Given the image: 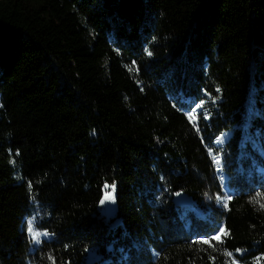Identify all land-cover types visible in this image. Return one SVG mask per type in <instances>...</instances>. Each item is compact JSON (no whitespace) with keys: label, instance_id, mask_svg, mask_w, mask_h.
I'll list each match as a JSON object with an SVG mask.
<instances>
[{"label":"trees","instance_id":"obj_1","mask_svg":"<svg viewBox=\"0 0 264 264\" xmlns=\"http://www.w3.org/2000/svg\"><path fill=\"white\" fill-rule=\"evenodd\" d=\"M253 162L264 0H0V264H264Z\"/></svg>","mask_w":264,"mask_h":264},{"label":"rangeland","instance_id":"obj_2","mask_svg":"<svg viewBox=\"0 0 264 264\" xmlns=\"http://www.w3.org/2000/svg\"><path fill=\"white\" fill-rule=\"evenodd\" d=\"M197 105H201V107H197ZM203 109H204V107L202 104L193 103L190 108L185 110V112L189 118L190 117L192 118L195 113H198ZM227 139H228V136L226 134L223 136L220 135L214 140V144L217 147H221L226 142ZM217 157L219 158L218 164L216 163ZM212 159H213V162L215 164V173H216V175L218 177V181L222 185V188L224 191V195H223V197H220V201L222 203H224L230 194V189L226 184V176H225V173H224L223 168H222L223 167L222 159H221V156L219 154H216V153H212ZM252 166L256 170V172H258L259 174L264 173V166H262L260 164H256L255 162H253ZM108 195L114 196V199L113 200H107L106 196H108ZM102 201H104V203H101ZM101 202H100V213L105 217V219H109L115 211V193L113 192V185H106V187L104 188V194H103V198L101 199ZM32 223H33V221L30 220L29 224H30V227L32 228V231L30 232L31 240H32L31 241L32 253L37 255V257L42 258L40 256V254H37V251H38L37 248L40 246L41 242L44 239H48V238H50V236L47 233H44V232L38 230ZM33 233H39L38 238H34ZM44 260L41 262L33 263V264H44V262H46ZM227 264H242V263L237 259L235 254H231V255H228Z\"/></svg>","mask_w":264,"mask_h":264},{"label":"water","instance_id":"obj_3","mask_svg":"<svg viewBox=\"0 0 264 264\" xmlns=\"http://www.w3.org/2000/svg\"><path fill=\"white\" fill-rule=\"evenodd\" d=\"M225 134L228 137L230 136L229 133H225ZM225 134H223V135H225ZM173 202L177 207H181V208H188V207H191L193 204L192 198L187 193H185L183 191L174 194Z\"/></svg>","mask_w":264,"mask_h":264},{"label":"snow or ice","instance_id":"obj_4","mask_svg":"<svg viewBox=\"0 0 264 264\" xmlns=\"http://www.w3.org/2000/svg\"><path fill=\"white\" fill-rule=\"evenodd\" d=\"M148 54L151 55L150 52H149ZM197 107H201V105H197ZM190 118H191V117H190ZM216 163H217V164L219 163V158H218V157L216 158ZM113 192H114V186H113ZM106 199H107V200H113V199H114V196H112V195H108V196H106ZM228 199L230 200L231 197L229 196ZM101 203H104V201H102ZM224 203H225V206H226L227 201H225ZM256 203H260V201H259V200H256ZM260 207H261V208H264V203H260ZM29 231H30V232L32 231V228H31V227H29ZM220 233L223 234V235H225V236L227 235V232H226L223 228L220 229ZM38 236H39V233H33V237H34V238H38ZM212 239L219 240V239H220V235H217V236H215V237H212ZM202 242H203V243H209L208 240H204V241H202ZM229 255H231V253H229Z\"/></svg>","mask_w":264,"mask_h":264}]
</instances>
